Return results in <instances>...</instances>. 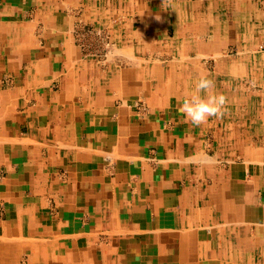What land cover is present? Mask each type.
I'll return each instance as SVG.
<instances>
[{
  "label": "crops",
  "instance_id": "0c3cea01",
  "mask_svg": "<svg viewBox=\"0 0 264 264\" xmlns=\"http://www.w3.org/2000/svg\"><path fill=\"white\" fill-rule=\"evenodd\" d=\"M75 2L0 0V264H264V0H128L99 62Z\"/></svg>",
  "mask_w": 264,
  "mask_h": 264
},
{
  "label": "rangeland",
  "instance_id": "374dc122",
  "mask_svg": "<svg viewBox=\"0 0 264 264\" xmlns=\"http://www.w3.org/2000/svg\"><path fill=\"white\" fill-rule=\"evenodd\" d=\"M76 1L72 8L66 12L72 15L73 21V33L75 37V41L77 45L81 44L80 38L84 37L83 42L91 45H97L99 43V39L95 37L91 31L94 29H103L110 36V41L112 44L111 48L117 47L119 42H124L127 37V34L124 32L126 28L135 24L134 21H128L126 17L128 14L134 9H138V5H129L128 0H73ZM99 4L102 7L103 12H107V18L104 20V25H96L94 20H91L90 16L95 13V4ZM133 6V9H132ZM94 8V9H93ZM133 23V24H132ZM124 30V31H123ZM116 31V33H115ZM128 38V37H127ZM114 42V43H113ZM113 45V46H112ZM264 45V44H263ZM110 48V51H111ZM261 48V47H260ZM264 50V48H261ZM84 55H87L88 58L94 59L96 61H101L94 55L86 54L82 52ZM109 56L110 53H109ZM153 59H160V57H153Z\"/></svg>",
  "mask_w": 264,
  "mask_h": 264
},
{
  "label": "clouds",
  "instance_id": "9594fccd",
  "mask_svg": "<svg viewBox=\"0 0 264 264\" xmlns=\"http://www.w3.org/2000/svg\"><path fill=\"white\" fill-rule=\"evenodd\" d=\"M195 87L198 94L186 98L181 104V111L184 113L185 119L190 121L193 126H199L209 117H222L226 97L223 94H209V90L214 87V81L202 76L196 82ZM201 92L205 95H199Z\"/></svg>",
  "mask_w": 264,
  "mask_h": 264
},
{
  "label": "built area",
  "instance_id": "2783aa9c",
  "mask_svg": "<svg viewBox=\"0 0 264 264\" xmlns=\"http://www.w3.org/2000/svg\"><path fill=\"white\" fill-rule=\"evenodd\" d=\"M92 34L95 35L99 39V43L97 45H91L83 42L84 37L80 38L81 44L78 45L81 50L86 54H91L99 58L101 61H106L108 59L110 48H111V41L109 34L104 31L103 29H94L91 31ZM264 48V45L261 46ZM112 50V49H111Z\"/></svg>",
  "mask_w": 264,
  "mask_h": 264
},
{
  "label": "bare ground",
  "instance_id": "6f19581e",
  "mask_svg": "<svg viewBox=\"0 0 264 264\" xmlns=\"http://www.w3.org/2000/svg\"><path fill=\"white\" fill-rule=\"evenodd\" d=\"M114 43V42H113ZM112 44V43H111ZM113 46V45H112ZM114 48V47H113ZM117 47H115V49H116ZM112 49V48H111ZM264 105V104H263ZM262 107V106H261Z\"/></svg>",
  "mask_w": 264,
  "mask_h": 264
}]
</instances>
